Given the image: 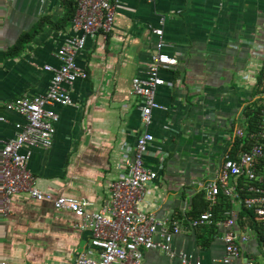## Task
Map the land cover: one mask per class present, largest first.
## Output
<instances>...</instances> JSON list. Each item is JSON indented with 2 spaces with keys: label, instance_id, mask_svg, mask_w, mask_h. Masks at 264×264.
Instances as JSON below:
<instances>
[{
  "label": "crops",
  "instance_id": "0c3cea01",
  "mask_svg": "<svg viewBox=\"0 0 264 264\" xmlns=\"http://www.w3.org/2000/svg\"><path fill=\"white\" fill-rule=\"evenodd\" d=\"M77 0H0V139H13L24 118L7 103L44 94L59 66L56 54L72 36ZM113 30L90 36L76 62L87 74L67 87L71 103L55 106L53 145L30 150L29 172L45 200L25 193L13 196L9 215L0 223V260L16 264H72L90 244V234L68 210H56L60 197L82 202L88 212L108 203L110 184L127 172L137 138L143 133L132 79L157 53L173 59L159 76L148 128L154 142L144 161L155 170L143 200L158 220L179 222L172 248L201 264H215L224 254L223 228L192 230L194 209L208 210L204 184L232 148L234 129L248 132L250 114L260 108L258 70L262 61L251 42L264 45V0H114ZM161 20H163L161 24ZM128 148L125 153L124 149ZM219 159V160H218ZM222 209L216 206L213 210ZM240 217L237 230L244 232ZM214 228V231L212 232ZM261 240L255 234L241 246L236 264H262ZM143 264H181L162 251L143 254Z\"/></svg>",
  "mask_w": 264,
  "mask_h": 264
},
{
  "label": "built area",
  "instance_id": "2783aa9c",
  "mask_svg": "<svg viewBox=\"0 0 264 264\" xmlns=\"http://www.w3.org/2000/svg\"><path fill=\"white\" fill-rule=\"evenodd\" d=\"M115 10L114 0H77L70 22L73 35L64 39L56 54L59 66H44V71L51 74L47 91L7 103L6 110L21 115L24 124L13 139H0V223L10 213L13 196L25 193L36 202L45 200L36 178L28 170L30 150L52 147L58 121L54 107L69 106L67 87L87 79L76 58L84 51L90 36L97 33L107 36L112 32ZM152 34L157 37V53L131 82V95L138 99L144 131L136 140L126 174L110 184L108 203L99 212H88L82 202L71 198L53 201L56 210H68L80 220L75 225L77 230L90 234L89 246L77 254L72 264H143L144 252L151 250L162 251L170 258L178 257L181 264H201L192 255L173 250V237L180 233L179 222L158 220L143 205L148 186L158 177L144 159L154 142L148 131L152 112L161 109L156 93L165 81L159 72L173 65V59L163 52L162 28L154 29ZM250 47L252 54H258L256 57L262 61L258 70L260 108L256 132L248 135L240 128L234 129L232 148L236 141L244 139L252 141L251 146L239 150L237 155L230 150L223 154L218 171L203 186L208 210L188 222L192 230L224 229V254L215 264H236L242 244L253 234L257 238H261L259 232L264 234V45L251 42ZM124 151L127 153L128 148ZM221 198L229 206L222 207L217 215L213 208L219 206ZM240 212L245 214L243 219L251 221V225L245 223L244 232L236 229ZM261 242L264 259V239ZM0 264L16 263L0 260ZM245 264L256 263L249 259Z\"/></svg>",
  "mask_w": 264,
  "mask_h": 264
},
{
  "label": "trees",
  "instance_id": "16d2710c",
  "mask_svg": "<svg viewBox=\"0 0 264 264\" xmlns=\"http://www.w3.org/2000/svg\"><path fill=\"white\" fill-rule=\"evenodd\" d=\"M248 117H250V122H249V125H248V132H247V134L249 135V134H253V133L256 132L257 125H258V122H259V110H257V111H253V114H252V115L250 114V116H248ZM251 143H252V141H249V140H247V139H244V140H242V141H236L235 146H234V148L236 149V150L234 151V155H237L238 152H239V150H241V149H244V150L249 149L250 146H251ZM243 144H244V146H243V147H240V146H242ZM206 206H207V205L204 204V206H202L203 208H202L201 210H198V211H197V209H194V211L191 213V215H194V217L200 215L201 213H203L204 208H205ZM220 206H222V207H227V206H229V204H227V203L221 198V199H220ZM213 212H214L215 214L219 215V214H218V213H219V210L216 209V210H213ZM242 214H243L242 218L245 217V214H244L243 212H242ZM213 231H214V228H213L212 232H213ZM259 235H260V237H261L262 239H264V234H263V233H260V232H259Z\"/></svg>",
  "mask_w": 264,
  "mask_h": 264
},
{
  "label": "rangeland",
  "instance_id": "374dc122",
  "mask_svg": "<svg viewBox=\"0 0 264 264\" xmlns=\"http://www.w3.org/2000/svg\"><path fill=\"white\" fill-rule=\"evenodd\" d=\"M219 160V159H218ZM262 264H264V261L262 262Z\"/></svg>",
  "mask_w": 264,
  "mask_h": 264
}]
</instances>
